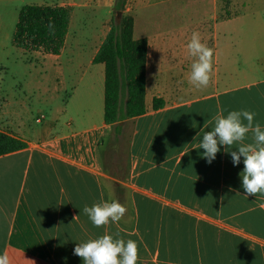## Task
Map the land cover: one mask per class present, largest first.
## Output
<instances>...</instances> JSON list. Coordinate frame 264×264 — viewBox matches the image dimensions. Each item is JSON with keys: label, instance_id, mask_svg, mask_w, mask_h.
Segmentation results:
<instances>
[{"label": "crops", "instance_id": "obj_1", "mask_svg": "<svg viewBox=\"0 0 264 264\" xmlns=\"http://www.w3.org/2000/svg\"><path fill=\"white\" fill-rule=\"evenodd\" d=\"M222 1L211 0V33L202 23L195 30L214 50L210 90L197 98L186 93L193 62L188 41L169 30L137 35L134 27V39L148 42L146 113L115 125L104 123V66L92 63L108 32L88 59L76 49L68 54L69 81L55 78L53 84L47 76L48 71L61 75L67 43L59 56L43 54L37 89L48 112L35 120L41 127L27 126L25 119L14 123L16 131L6 125L27 148L0 157V255L7 253L11 264H83L73 254L76 244L118 233L117 238L137 242V264H264V195L244 197L243 157L233 166L228 154L237 145L221 147L211 164L200 148L218 113L253 111L264 127V59L259 64L245 45V35L263 39L264 25L241 26L245 14L264 7V0H229L227 11L220 9ZM240 35L241 42L233 44ZM152 51L159 55L160 86L151 88ZM237 56L246 59L247 72ZM177 76L187 85L177 83ZM67 85L70 94L62 100ZM154 98L162 99L164 108L154 111ZM6 105L1 99L0 123ZM106 135L115 143L127 140L124 158L100 153ZM245 142H252L251 133ZM107 183L112 194L114 188L124 190L131 216L95 227L83 208L114 199L106 198Z\"/></svg>", "mask_w": 264, "mask_h": 264}, {"label": "rangeland", "instance_id": "obj_2", "mask_svg": "<svg viewBox=\"0 0 264 264\" xmlns=\"http://www.w3.org/2000/svg\"><path fill=\"white\" fill-rule=\"evenodd\" d=\"M114 3L115 0H0V104L1 99L7 100V105L4 106L1 112L3 119L0 123V130L11 133L6 126L8 125L11 130L16 131L17 125L15 127L14 123L20 119H25L27 126L40 128L41 125L36 124L35 120L40 114L44 116L48 112V106L39 103V91L37 89L38 83L43 78L40 64L44 55L38 52H26L13 45L15 27L20 10L26 6H65L72 9L70 26L65 42L67 47L60 60L62 64L61 75L56 76L53 71H48L47 75L52 79V83L55 84V78L68 80L70 76L67 59L71 51L76 49L74 52L80 53L81 59H88L97 39L107 33L113 24L120 23L121 19L120 21L117 20V11L114 8ZM218 5L222 11H227L230 1L223 0ZM259 12H261L260 15L258 14ZM214 14L215 10L211 0H128L123 12L124 16L133 19L137 35L151 36V32L157 33L169 30L174 32L172 33L173 37L185 38L188 42L192 33L201 23L205 24L208 33H211L209 32V27L212 26ZM243 19L242 27L264 25V7L256 9L255 13L245 14ZM183 30L184 32H182ZM262 35L264 39V34ZM257 36L260 35H245L247 38L245 45L247 49L251 48L248 51L254 50L259 64H263L261 58L264 59V46L260 45L263 39L257 40ZM243 38L244 35L234 37L232 43H239ZM252 38L253 40L251 41ZM239 53L241 54L240 51ZM157 57H159L158 53L152 51L148 66V84L151 88L156 83L160 86V82H156V79L159 80L160 76V66L156 65V62L159 61ZM237 57L239 58L240 68L247 72L246 59L241 56ZM212 75L211 78L213 77ZM177 83L187 85V82H182L180 78ZM66 90L67 92L61 93L62 100L70 94V86L67 85ZM209 90V87L197 89L190 84L186 93L188 97L197 98L206 94ZM107 139L106 135L100 153L105 150L106 156L110 158L113 154L119 158H124L128 144L127 140L123 139L115 143L113 140ZM107 169L112 177H119L120 173L118 171L111 170L109 166H107ZM113 192L112 194V186L108 183L105 184L106 198L109 200L114 196V199L125 205L127 209L124 217L131 216V210L126 203L127 198L124 190L114 188Z\"/></svg>", "mask_w": 264, "mask_h": 264}, {"label": "trees", "instance_id": "obj_3", "mask_svg": "<svg viewBox=\"0 0 264 264\" xmlns=\"http://www.w3.org/2000/svg\"><path fill=\"white\" fill-rule=\"evenodd\" d=\"M128 0H115L122 13L113 24L92 63L104 66V123L115 125L146 113V64L148 42L133 37L134 21L123 15ZM72 9L65 6H26L18 16L13 45L26 52L59 56L64 49ZM162 99L154 98V111L164 108ZM27 144L11 133L0 131V157L20 152Z\"/></svg>", "mask_w": 264, "mask_h": 264}, {"label": "clouds", "instance_id": "obj_4", "mask_svg": "<svg viewBox=\"0 0 264 264\" xmlns=\"http://www.w3.org/2000/svg\"><path fill=\"white\" fill-rule=\"evenodd\" d=\"M188 56L193 58L189 83L195 88H206L213 72L214 50L201 42L199 32H193L186 45ZM256 113L249 110L231 111L226 116L218 113L214 117L215 125L211 131L205 132L200 148L203 156L211 164L221 147L225 150L234 144L237 148L228 152L233 166L241 163L244 197L264 195V127L255 121ZM251 133L252 142L246 143ZM237 194H239L237 192ZM127 209L118 200L95 203L91 207L85 205L83 213L95 227L118 223L126 214ZM77 219L74 217L73 220ZM105 233L96 239L76 244L73 254L83 260V264H137L139 259L138 244L134 240L125 241ZM27 264H35L27 261ZM0 264H11L7 253L0 255Z\"/></svg>", "mask_w": 264, "mask_h": 264}, {"label": "water", "instance_id": "obj_5", "mask_svg": "<svg viewBox=\"0 0 264 264\" xmlns=\"http://www.w3.org/2000/svg\"><path fill=\"white\" fill-rule=\"evenodd\" d=\"M117 20L120 21L121 17H122V13L121 12H117Z\"/></svg>", "mask_w": 264, "mask_h": 264}]
</instances>
